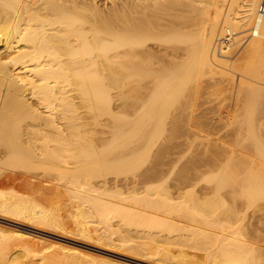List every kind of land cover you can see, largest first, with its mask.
I'll return each instance as SVG.
<instances>
[{"label": "bare ground", "instance_id": "1", "mask_svg": "<svg viewBox=\"0 0 264 264\" xmlns=\"http://www.w3.org/2000/svg\"><path fill=\"white\" fill-rule=\"evenodd\" d=\"M259 3L260 0H117L113 3L114 5L110 12L101 13L94 6H83V0H0V167L14 170V167L17 168L18 165L19 168L20 166L28 167L32 165L31 168L36 166L45 169V171L51 170L50 173L55 169L57 178H55L54 173H51V175L52 178L54 175V179H57L55 183L58 185L56 186H59V189H63V195L68 200H73L75 204L77 203L74 206L75 209H82L80 205L82 206L83 204V206L87 207V211L93 214L89 213L90 216H94L97 212L96 215L99 217H96L100 218V221L97 219L99 223L102 221L101 226L106 222L107 216L112 213L115 214L114 217L116 215L118 217L121 216V218L119 217L121 219L119 225H121V222L124 223V220H126V223L132 219L133 223L128 224V226L132 225V228H135L133 226L135 221V225L138 223V225H149L147 228H150V226L155 227V229L156 227H158L157 229L160 227L165 228L160 229L163 232L167 229L170 234L174 233L173 231L176 233L183 230H187L190 233L191 230L197 231L198 235H202L205 238L209 237L208 245L210 250L208 247L207 249L209 250L210 259L214 262L213 264H263L264 161L262 160L264 159V145L262 143L264 144V142L260 143V139H257L258 135L253 136L254 132L251 130L253 117L249 116L250 112L255 108L254 102L260 98L264 99L262 98L264 97V13L259 15ZM238 33L240 35L246 34L240 37L244 38L241 44L236 49H233L235 46L233 44L240 41L236 37ZM241 45L243 46L241 47ZM204 71L209 75L220 73L224 75L223 77L227 75V77L229 76L232 79L234 75L231 73H238L235 92L238 95L237 98H240L242 109H244L248 117L243 118V122L246 119L243 126L247 124V128L249 126L250 129V131L248 129L249 134H247L256 137L253 138L256 142V147H254L255 155H253L252 149H250V152L249 150L245 151L244 148L243 150L245 152L248 151V154L250 153L256 158L250 160L245 155L248 158V163L245 164L243 170L242 168L246 162L239 163L240 161L238 162L237 158L240 159V157L238 156L236 157L237 162L234 161L233 165L229 166L224 162L226 165L222 164V169L217 168V170L221 169L219 173L213 167L214 170L212 169V171L218 173L215 175V185L212 187L200 186L197 194H194L196 196L194 197L195 200L192 197L188 198L186 193L190 191L195 193L193 189H196L194 187L199 185L201 176L210 170L198 169V167L195 168L194 166L190 167L195 168L193 170L188 171V168L182 171L179 170L180 173L177 176L176 174L171 176L174 164H176L175 160L177 159L175 155L173 158H167L166 155L165 161L162 162V159L161 163L158 161V165L155 162L156 164H153L151 168L147 167L148 169H144L145 171L140 176L138 175V178L136 176L135 178L132 177L134 179L131 180L130 178V181H125V178L120 179L124 183H122L123 185L120 184V180L118 182L119 178L117 177L122 170H120L118 165L121 166L123 162L125 167L124 169L121 168L123 170L129 165L128 167H131L130 170L129 168L128 171L127 169L125 170L128 173L142 163V157L140 158L137 154L138 152L135 151L140 145L136 147L130 145L132 148L129 146L127 148L126 145L128 143L141 139L146 148L151 146L150 148L152 149L155 137L161 136L168 128H172L173 125L171 123L167 127L168 118L170 121L179 120L180 122V124L174 125V128H176H173L174 131L182 130V125H185V123L186 129L190 128L191 125L193 126L192 117L196 115L193 114L195 113L193 108L195 105L192 107L191 99L197 94V76L201 73L203 74ZM208 79L211 80L209 76ZM224 79L226 80L227 78H223V82L225 81ZM226 84H231V82ZM111 88L115 89V91L112 92ZM83 107L92 114L94 121L96 120L95 122H98L99 116L105 114L113 118V126H108L111 127V137H109L111 132L108 131L110 129L107 127V131H105L106 129L101 130L99 137L86 133ZM199 114L201 115V113ZM107 132L110 133L106 136ZM172 133H169V135ZM98 134L100 133L98 132ZM191 135L193 134L191 133ZM169 139H171V136ZM98 140L99 143L97 142ZM209 142L212 145L213 142ZM180 143L182 144V142ZM135 145L137 144L135 143ZM203 146L205 147L206 145L204 144ZM200 147L202 148V145ZM222 147L219 148L223 151ZM220 149L217 151V155L219 153L222 155ZM213 150L215 151V148ZM224 150L227 151L226 149ZM168 151L169 149L160 151L161 154L159 156ZM142 153H144V150ZM156 154L155 159L157 158ZM224 154L223 152V158ZM229 155L232 156L231 153ZM147 156L146 154L143 159H147ZM194 156H197V160L194 159L198 163V158L201 156L198 157L197 154ZM138 158L141 159V162ZM228 158L232 157L228 156ZM213 159L215 163L218 161H216L214 156ZM225 159L227 160V155ZM225 159H220L219 162H223ZM212 160L211 162H213ZM125 161L133 164L130 165L128 163L125 165ZM186 161L183 160L184 163ZM215 163L210 165L217 167ZM181 167L183 168V165ZM4 170L2 169V171ZM5 173L3 178L9 175L7 172L5 176ZM9 173L11 176L12 173ZM110 173L114 174L110 175ZM13 175L16 177V174ZM92 177L98 179L93 182L91 181ZM11 178L14 177L11 176ZM203 178L205 179L204 175ZM164 182L168 183L167 186L169 185V187L166 186V192L162 191L163 193H161L160 189L163 188H159L158 183L163 185ZM152 183L155 186L157 183L159 188L155 196L153 189L150 190L154 193L152 197L138 195L142 193L141 191L132 192V190H139V185H147L149 187ZM118 184L121 186H118ZM1 185L4 186L5 184ZM226 186L231 188L230 191L233 194L232 202L228 201L231 204V209L227 208L230 212L229 215L232 217H227V209L225 210L226 207L224 206L228 203L224 195L228 194H218L219 189ZM144 190H146L145 187ZM148 190L146 191L148 192ZM16 191L18 190L6 189L5 186L4 188L0 186V218L5 217L4 215H11L20 217L18 219H27L28 222L30 221L34 224H53L56 228L65 231L66 228L64 227L65 229H63L61 227V224L64 225V223L60 224L63 220L61 217L63 215H60V217L59 214L55 215L53 208L47 206L51 203L46 205L35 194L29 196V194H22L23 191L21 190L22 193L19 191L17 193ZM147 192L144 193L146 194ZM211 193L219 195L221 199L220 207H222L223 203V210L227 213L225 216L215 215V218H202L205 213H210L206 212L205 207L207 203L209 205V202H204L206 203L205 209L203 208L204 210H202L195 201L197 199H208ZM258 199H260L256 208L258 212L255 213L253 211L244 221L247 233L246 231L238 230V227L240 229L243 227L240 225L237 226V230L236 228L234 229L235 220L242 219V222L246 217L248 204L254 205ZM65 201L67 200L65 199ZM54 203H57V201ZM66 203L64 202L65 206H68V201ZM64 204H60V206L63 205V209ZM217 206L219 208V204ZM47 207H51L52 212H50L51 208L48 209ZM83 209L85 210V208ZM211 209L213 211L215 208L213 209L212 207ZM84 210L81 213V217L85 215ZM93 211L94 213H92ZM218 211L222 210L218 209ZM78 214L80 215V213ZM207 214L205 216H208ZM212 214L210 213L209 216ZM79 215H76L78 217L77 220L81 218H79ZM101 216L106 218L102 219ZM222 216L223 218H221ZM196 217H198V220L194 219ZM182 218L188 221L194 220V223L199 221V223L197 222L199 224V226L197 225L198 228L194 229V226L183 223ZM83 220L82 218L80 219L81 224L77 225V228L72 229V232L81 234L97 244L112 246L117 242H113L109 238L110 236L106 238L108 234L105 230L106 236L104 233L101 234L102 232L96 234V230L99 227L92 223L91 220L88 221L92 225H88L87 221ZM241 222L240 224H242ZM115 224L116 222L113 225ZM17 227L10 228L0 223V237L8 236L23 241H31L32 239V243L33 240L36 243H43L41 246L45 247V249L47 248V251L53 247L57 250L56 253L61 256V261L64 264H128L119 258H108L109 256L97 259V256H93L75 245L55 240H50L47 244L48 241L46 242L45 238L34 236ZM106 227L107 230L113 226L109 223ZM123 227L120 228L119 226L118 228L122 229ZM115 229L116 231H113L114 235L118 233L120 236L121 234L117 232V228ZM115 229L113 227V230ZM161 230L160 236L162 237ZM132 231L134 232L135 230L133 229ZM121 233H123V229ZM128 233L131 234V232ZM143 234V237L148 236H145L148 232ZM118 235L116 234V237ZM123 235L128 238L125 239L124 237L127 241L132 239L131 235L129 238L127 233L125 234V230ZM135 236L133 235L134 239ZM154 236H156L158 241H162L164 238L159 239V235L157 236L156 234ZM138 238H142V236ZM124 239H121L122 242L125 241ZM208 239L206 238V240ZM178 240L180 239L177 237L175 243H172L176 244ZM200 240L202 241L203 239ZM44 241L47 245H44ZM201 241V244L205 243ZM135 242L133 241V243ZM141 242L142 240L139 243ZM195 242L193 243L197 245V242ZM180 243H177V246H181ZM81 244L79 243V245ZM144 244L148 245V242H144ZM133 246L132 244L129 247L125 246V250L146 259L162 260L173 264H199L198 262L193 263V258H196L194 255L193 258H189L190 260L192 259L191 261L187 258L186 255L191 253V251L178 254L176 257L174 255L175 251L173 253L170 248H163L160 245L153 247L152 244L150 246L153 248L147 247V251H143L146 249L143 247L145 245H141L143 250ZM203 246H201L202 249L198 248V250L203 251L204 247L206 250V246ZM27 247L24 248L25 250L23 248L21 250H29ZM193 247L195 246L193 245ZM195 250L194 253H198V250L196 252ZM44 251L42 250L41 253ZM26 252H24L25 254L21 252V254L27 255ZM176 252L178 253V249ZM205 252L207 254V251H204V254ZM0 255L2 257V254ZM3 256V258L7 257L4 254ZM28 257L31 258V256ZM38 258L42 261L40 262L42 264L43 258L41 256ZM5 259L0 264H5L6 262L10 264V261ZM206 259L204 257V260ZM58 264L61 263L58 262Z\"/></svg>", "mask_w": 264, "mask_h": 264}, {"label": "rangeland", "instance_id": "2", "mask_svg": "<svg viewBox=\"0 0 264 264\" xmlns=\"http://www.w3.org/2000/svg\"><path fill=\"white\" fill-rule=\"evenodd\" d=\"M117 0H83V6L85 5V6H89V7H91V6H94V7H96L98 10H100L101 11V13H107V12H110L111 11V9H112V7H113V3L114 2H116ZM88 7V8H89ZM243 34H246V33H243ZM240 35V33H238V34H236L237 36L236 37H238L237 39H239L240 41H237L236 43H234L233 44V49H236L237 47H238V45H240L241 44V42L244 40V38L242 39V38H240L241 36H244V35ZM243 45H241V47H242ZM241 49V48H240ZM234 51V50H233ZM199 74H200V72H199ZM202 74V73H201ZM200 74V75H201ZM205 76H207V77H205ZM203 76L201 75V77H200V79H199V76L200 75H198L197 76V85H198V87H197V94H195V96L193 97V99H191V104H192V107L195 109V113H193V114H195L196 116H193L192 118H193V122H194V124H193V126L191 125V127L190 128H188V129H186V123H185V125L183 124L181 127V129L182 130H180V131H174V129H176V128H174L175 126L174 125H178V124H180V122H179V120H177V121H170V119L168 118V124H167V127H169V124L171 123L173 126H172V128H168L161 136L159 135L158 137L156 136L155 138L156 139H154L155 141H153V143H152V149L150 148L151 146H147V148H146V145L145 144H143L144 142H143V140H136V141H134V142H130V143H128L127 145H126V147L127 148H132L131 146L133 145L134 147H136V146H138V145H140L139 147H137V150H135V151H137L138 153V155L140 156V158L142 157V163L141 164H139V165H137V167H135V168H133V166H132V168L134 169V170H132L131 169V171H129L128 173H127V171H128V166L129 165H127L126 167V169H127V171H125V170H123L125 167H124V164H123V162H122V165L121 166H119L118 165V167L120 168V170H122L120 173L118 172V171H120L118 168H117V172L119 173H117L118 174V177L117 178H119L118 179V182H119V180L121 179L122 180V178L125 180V181H130V178H131V180L132 179H134L135 178V176L138 178L141 174H142V172H144L145 170H147L149 167L151 168L152 166H153V164H156V165H158L159 163H161V160H162V162L163 161H165L166 160V157L168 158V157H174V155H175V157H177V161L175 160V162H176V164H174V170L172 171V173H171V176H175V174H176V176H177V174H179L180 173V171H182L183 169L184 170H186L187 168H188V171L189 170H193V169H195V168H197L198 167V169H207V170H210L209 172H207V173H203V175H204V177H205V179L203 178V175L201 176V179H200V183H198L199 185H196L194 188H196V189H193V191L195 190V193L194 192H192V191H190V192H185L186 194H188L187 196H188V198H190V197H192L193 199H194V197H196L195 195L197 194V192H198V188L201 186V187H204V186H210V187H212L213 185H215V175H216V173L218 172H220V170L222 169V164H224V162H226L227 163V165H233V163H234V161L235 162H237V160H238V162L239 163H243V162H246V163H244V166H243V168H242V170L244 169V167H245V164H247L248 163V158H250V160L252 159V158H256V156H252L250 153L248 154V151L247 152H245L246 150H249V152H250V149H252L251 151H255L254 150V147H256V142L253 140V138H256V137H253V136H255V135H258V137H257V139L259 138L260 139V143H262V142H264V128H263V126H264V99H259L258 101H256V102H254V110L252 111V112H250V115L249 116H251V117H253V122H252V124L254 125H251V130H252V132H254V135L252 136H249L248 134V129H249V126H248V128H247V124H244V126H243V123L244 122H246V119H244V122H243V118H248L247 117V114H245V111H244V109H242V103L240 102V98L238 99L237 97H238V95H237V93L235 92L236 91V81H237V78H238V73L237 72H235V74H234V72H232L231 74H233L232 76H233V79L232 78H229V76L227 77V75H226V77H223L224 75H221L220 73L218 74V73H216V74H213V75H209L207 72L205 73V71L203 72ZM208 74V75H207ZM208 76H209V78L211 79V80H209L208 79ZM211 77H213V78H211ZM227 78L225 81H227V82H223V78ZM218 79V80H217ZM220 79H222V80H220ZM232 79V81H230ZM214 80V81H213ZM220 80V81H219ZM219 81V82H218ZM221 81H222V83H221ZM229 81V82H228ZM206 82V83H205ZM231 82V84H226V83H230ZM199 83V84H198ZM212 83V84H211ZM220 83V84H219ZM204 84V86H202ZM216 84V85H215ZM225 85V86H223V85ZM217 85H218V87H217ZM222 86V87H221ZM227 86V87H226ZM230 88H229V87ZM205 87V88H204ZM208 87V88H207ZM211 88V89H210ZM225 89V90H224ZM230 91H229V90ZM232 89V90H231ZM212 90V91H211ZM216 90V91H215ZM111 91L112 92H114L115 91V89H112L111 88ZM229 91V92H228ZM208 92V93H207ZM204 93H205V95H204ZM225 93V94H224ZM230 93V94H229ZM199 94V95H198ZM209 96V97H208ZM229 96V97H228ZM236 96V97H235ZM225 97V98H224ZM220 98V99H219ZM262 98H264V97H262ZM196 99V100H195ZM210 99V100H209ZM212 100V101H211ZM228 100V101H227ZM235 100V101H234ZM202 101V102H201ZM210 101V102H209ZM194 102V103H193ZM197 103V104H196ZM206 104V105H205ZM229 104V105H228ZM237 104V105H236ZM241 104V105H240ZM197 106H199L198 107V109H197ZM210 106V107H209ZM238 106V107H237ZM240 106V107H239ZM202 107V108H201ZM208 107V108H207ZM209 108H211V109H209ZM213 108V109H212ZM224 108V109H223ZM226 108V109H225ZM193 109V110H194ZM197 109V110H196ZM206 109V110H205ZM209 110V111H208ZM237 110V111H236ZM242 110V111H241ZM233 111V112H232ZM199 113H201V115L199 114ZM217 113V114H216ZM218 114H220V115H218ZM209 115V116H208ZM228 115V116H227ZM227 116V117H226ZM246 116V117H245ZM83 117H84V120H85V122H86V124L84 125V127L87 129V131H86V133H91V134H93V136L94 135H97V137H99L100 135H101V130L103 131V130H105V131H107V128L108 129H110V130H108V131H110L111 132V134H109L110 136L109 137H111L112 136V131H111V127L113 126L112 125V123H113V118L111 117V116H109V115H102V116H99V120H98V122H95L94 121V119H93V117H92V114L86 109V108H84L83 107ZM227 118V120H226V118ZM206 118V119H205ZM207 118H209V119H207ZM233 118V119H232ZM196 119V120H195ZM223 119V120H222ZM232 119V120H231ZM184 120H186V119H184ZM203 120H205V121H203ZM214 120H215V122H214ZM222 120V121H221ZM218 121H220V122H218ZM179 122V123H178ZM225 122V123H224ZM107 123V124H106ZM231 123V124H230ZM104 124V125H103ZM199 124V125H198ZM212 124V125H211ZM215 124V125H214ZM226 124V125H225ZM111 125V127H108V126H110ZM208 125V126H207ZM240 125H241V127H240ZM105 126V127H104ZM107 127V128H106ZM203 127V128H202ZM216 127V128H215ZM221 127V128H220ZM242 127H244V128H242ZM102 128H104V129H102ZM174 128V129H173ZM213 128V129H212ZM233 128V129H232ZM190 129H191V131H190ZM194 129V130H193ZM200 129V130H199ZM227 129V130H226ZM100 130V131H99ZM207 130V131H206ZM220 130V131H219ZM241 130V131H240ZM100 133V134H98V132ZM189 131V132H188ZM219 131V132H218ZM232 133H231V132ZM249 131H250V129H249ZM110 132H107L105 135L107 136L108 135V133H110ZM172 132H174V133H172ZM182 132V133H181ZM197 132V133H196ZM202 132V133H201ZM214 132V133H213ZM216 132V133H215ZM243 132H244V134H243ZM166 133V134H165ZM169 133H172V134H170L169 135ZM191 133L193 134V135H191ZM194 133H195V135H194ZM200 135H199V134ZM248 133V134H247ZM168 134V135H167ZM215 134H216V136H215ZM236 134V135H235ZM240 134V135H239ZM99 135V136H98ZM184 135V136H183ZM238 135V136H237ZM163 136V137H162ZM168 136H169V138H170V136H171V139H169L168 138ZM173 136V137H172ZM179 136V137H178ZM201 136V137H200ZM212 136V137H211ZM218 136H220V137H218ZM243 136V137H242ZM177 137H178V139H177ZM196 137V138H195ZM205 137V138H204ZM234 137V138H233ZM247 137V138H246ZM250 137V138H249ZM158 138V139H157ZM176 138V139H175ZM201 139V140H200ZM230 139V140H229ZM234 139V140H233ZM238 139H240L239 141H238ZM167 140V141H166ZM199 140V141H198ZM205 140H206V142H205ZM213 140V141H212ZM215 140V141H214ZM248 140V141H247ZM251 140V141H250ZM209 141H211V142H213L212 143V145L211 144H209L210 142ZM237 141H238V144H237ZM250 141V142H249ZM98 143H99V140L97 141ZM96 142V143H97ZM179 142V143H178ZM180 142H182V144L180 143ZM190 142H192V143H190ZM209 142V143H208ZM228 142V143H227ZM248 142H249V144H248ZM253 142H254V145H253ZM135 143L137 144V145H135ZM170 143H171V145H170ZM175 143H177V144H175ZM202 143V144H201ZM216 143V144H215ZM218 143V144H217ZM222 143V144H221ZM236 143V144H235ZM250 143H252V144H250ZM169 144V145H168ZM180 145V147H178L179 145ZM206 145L205 147L203 146V145ZM221 144V145H220ZM226 144H228V145H225ZM247 144V145H246ZM131 145V146H130ZM178 145V146H177ZM189 145V146H188ZM191 145V146H190ZM198 145V146H197ZM200 145H202V148L200 147L199 148V146ZM215 145V147H213L212 148V146H214ZM220 145V146H219ZM222 145H224L223 147H222ZM238 145V146H237ZM243 145V146H242ZM249 145V146H248ZM253 145V146H252ZM262 145H264L263 143H262ZM129 146V147H128ZM160 146V147H159ZM164 146V147H163ZM175 146V147H174ZM228 146H230L229 148H228ZM253 148H252V147ZM156 147V148H155ZM167 147V148H166ZM188 147H189V149H188ZM190 147H191V149H190ZM218 147V148H217ZM219 147H222V149H223V151L219 148ZM247 147V149H245ZM210 148H211V150H210ZM215 148V151L213 150L212 151V149H214ZM232 148H234V149H232ZM243 148H244V150H243ZM148 149H151V150H148ZM166 149H169V151L168 152H165L163 155H160L159 156V154H161V152L160 151H164V150H166ZM181 151H180V150ZM200 149H201V151H200ZM217 149V150H216ZM219 149H220V152H222V155L219 153V155H217V151H219ZM224 149H226L227 151H225ZM139 150V151H138ZM143 150H144V153H142L143 152ZM154 150V151H153ZM158 150V151H157ZM179 150V151H178ZM186 150H188V151H186ZM197 150H198V152H197ZM209 150V151H208ZM230 150V151H229ZM150 151V152H149ZM157 151V152H156ZM176 151H178V152H176ZM229 151V152H228ZM234 151V152H233ZM236 151V152H235ZM239 151V152H238ZM140 152V153H139ZM147 152V153H146ZM170 152H172V153H170ZM176 152V153H175ZM180 152V153H179ZM205 152V153H204ZM211 152H213V153H211ZM216 154H215V153ZM223 152L225 153L224 154V158H223ZM226 152H228V154H226ZM236 153V154H233V153ZM238 152V153H237ZM253 152H251V153H253ZM149 153V154H148ZM153 155H152V154ZM157 153V154H156ZM163 153V152H162ZM179 153V154H178ZM198 153H200V154H198ZM202 153V154H201ZM204 153V154H203ZM229 153H231V155L232 156H230L229 155ZM240 153V154H239ZM136 154V155H137ZM143 154H144V156L147 154L148 156V158L147 159H143V158H145L144 156H143ZM155 154L157 155L156 157V159H155ZM195 154H197L198 155V157H200V158H198L199 160L201 159H203L202 161L200 160H198L197 162L198 163H196V157L197 156H194ZM209 154H210V156H209ZM212 154V155H211ZM214 154V155H213ZM238 154V155H237ZM137 155V156H138ZM142 155V156H141ZM167 155V156H166ZM171 155V156H170ZM178 155H180V156H178ZM185 155V156H184ZM222 157H221V156ZM226 155H227V160L225 159L226 158ZM235 157H234V156ZM248 157H246V156ZM253 155H255V152H254V154ZM151 156V157H150ZM166 156V157H165ZM205 156V157H204ZM212 156V157H211ZM213 156H214V158L216 159V161L218 162V164H217V162L215 163V160L213 159L212 160V158H213ZM215 156H217L218 157V159H217V157H215ZM228 156L229 157H232V158H228ZM240 157V159L239 158H237V160H236V157ZM241 156H244V157H241ZM163 157V158H162ZM181 157V158H180ZM207 157V159H205ZM209 157V158H208ZM140 158H138L139 160H140V162H141V159ZM150 158V159H149ZM196 160H195V159ZM211 158V159H210ZM225 159V160H223V162L221 161V162H219L220 161V159ZM234 158V159H233ZM243 158V159H242ZM159 159V160H158ZM181 159V160H180ZM210 159V160H209ZM143 160H144V162H143ZM155 160V161H154ZM183 160L184 161H186V160H188V161H186V163H184L183 162ZM211 160L213 161V162H211ZM229 160V161H228ZM231 160V161H230ZM244 160H246V161H244ZM249 160V161H250ZM150 161V162H149ZM158 161H159V163H158ZM182 161V162H181ZM195 161V162H194ZM228 161V162H227ZM262 161H264V159L262 160ZM126 162V161H125ZM124 162V163H125ZM148 162V163H147ZM156 162V163H155ZM174 162V163H175ZM200 162V163H199ZM201 162H203L202 164H201ZM128 163H130V165H132L133 163L132 162H128ZM127 162L125 163V165L126 164H128ZM187 163H188V165H189V167H188V165H187ZM204 163H206V164H204ZM216 164L217 165V167H215V165H210V164ZM221 163V164H220ZM231 163V164H230ZM185 164V165H184ZM191 164H192V166H191ZM199 164V165H198ZM176 165V166H175ZM183 165V168L181 167ZM198 165V166H197ZM218 165H220V166H218ZM226 164H224V166H225ZM177 166H179V167H177ZM186 166V167H185ZM195 166V168H190V167H194ZM203 166H205V167H203ZM25 167V168H24ZM32 167V165H30V166H28V167H26V166H20V168H19V165L17 166V168H15L14 167V170H12V168H7V167H3V168H1L0 167V177L5 173V176L7 175V172H8V174L9 175H7L8 177H10L11 178V176L12 177H14V178H8L7 176L5 177V178H3L4 177V175L2 176V178H0V186L1 187H3L4 188V186H5V188L7 189V188H11V189H13V190H18L19 192H21V191H23V193L22 194H26V195H28L29 194V196H33V194H35V196L39 199V200H41V202H43L44 204H50V205H47V206H51L52 208H53V211H54V213H55V215L56 214H59V217H60V215H63V216H61L62 217V221L60 222V224L63 222L64 223V225L63 224H61L62 226L61 227H63V229H65V231H63V230H61L60 228H56L53 224H46L45 225V223L43 224V223H33V222H30V224H29V222L27 221V219H23V218H21V219H18V218H20V217H15V216H11V215H4L5 217H3V218H0V223L1 224H3L4 226H7V227H17V228H19V229H22V230H24V231H26V232H29V233H31L32 235H34V236H41V237H43V238H45V241L47 242V244L49 243V241L50 240H55V241H59V242H62V243H66V244H69V245H75L76 247H78V248H81V249H83L84 251H86V252H88L89 254H91V255H93V256H97L96 258L97 259H99V258H104V257H108V258H119L120 260H122V261H124V262H126V263H128V264H168L169 262H166V261H162V260H152V259H150V258H143V257H141V256H138V255H134V254H132V253H129V252H127L126 250H125V246H127V247H129V246H131V244H132V246L136 243V242H138L139 240L141 241L142 240V244L141 243H136V245H134L133 247H137L138 249H139V245L141 244L142 246L143 245H145V246H143V247H145L146 249H144L143 250V247H141V245H140V249L139 250H143V251H147V247L148 248H150V249H152L154 246H156V245H160V246H162L163 248H170V250L174 253V251H175V254L174 255H176V257H177V255L178 254H182V253H188V252H190L191 251V253H189V254H187L186 256H187V258L189 259V258H193V255L197 258H193V263H195V262H198L199 264L201 263V264H203V263H209V264H213L214 262H213V260H211L210 259V255H209V250H210V247H209V237H206L208 240H206V238L205 237H203L202 235H198L196 232L197 231H192L191 230V233L189 232V231H187V230H183V231H177V233L175 232V231H173L174 233H172V231H171V233L172 234H170L169 232V230H165L164 232H163V230H161V229H165V228H159V229H157L158 227H156V229H155V227H153V226H150V228H147V227H149V225L148 226H146V225H138V224H136L135 225V221H134V224H133V226H135V228H132V225H130L131 226V228H130V226H128V224L129 223H133V221H131V220H128V222H126L125 223V221L126 220H124L123 222L124 223H122L121 222V225H119L120 224V218H121V216H119L118 217V215H116L115 217H114V215L115 214H112V213H110V215H108L107 217L108 218H106L107 220H106V225H104L103 224V226H101V223H102V221H101V223H99L98 222V220L97 219H99V221H100V218H97V217H99V216H97L96 214H97V212L95 213V217L94 216H90V212L89 211H87V207L86 206H83V204H82V206L80 205V208H85V210H84V212H85V215H83L84 217H81L82 215H81V213L83 212V210L82 209H75V207L74 206H76L77 205V203L75 204V201H73V200H68L64 195H63V189H59L60 187L59 186H56V185H58L57 183H55V181H57V179L55 180L54 179V175L56 174V170L54 169V170H52V172L51 173H54V175H53V178H52V175H51V173H50V171H45V169H43V168H39V167H36V166H34L33 168H31ZM148 167V168H147ZM200 167V168H199ZM213 167H214V169L215 170H217V168H221L219 171L217 170V172L216 171H212V169H213ZM31 168V169H30ZM121 168H123V169H121ZM131 168V167H130ZM130 168H129V170H130ZM142 168H143V170H142ZM177 168H179V169H177ZM2 169L5 171H2ZM34 169V170H33ZM42 169V170H41ZM136 169V170H135ZM145 169V170H144ZM213 169V170H214ZM26 170V171H25ZM33 170V171H32ZM142 170V171H141ZM177 170V171H176ZM180 170V171H179ZM14 171V172H13ZM43 171H44V173H43ZM2 172H4V173H2ZM9 172H13L12 174H11V176H10V173ZM32 172H33V174H32ZM36 172V173H35ZM126 172V173H125ZM2 173V174H1ZM38 173V174H37ZM217 173V174H218ZM13 174H16V177H15V175H13ZM21 174V175H20ZM42 174H44V175H42ZM112 174H114V173H110V175H112ZM129 174H131V175H129ZM134 174H136V175H134ZM206 174H207V177H206ZM213 174V175H212ZM35 175V176H34ZM48 175H50V176H47ZM139 175V176H138ZM122 176V177H121ZM209 176V177H208ZM44 177H46V178H44ZM50 177V178H49ZM121 177V178H120ZM132 177H134V178H132ZM211 177V178H210ZM48 178V179H47ZM55 178H57L56 177V175H55ZM93 178V179H92ZM91 178V181H93L94 182V180L96 179H98V178H94V177H92ZM23 179V180H22ZM53 179V180H52ZM127 179V180H126ZM129 179V180H128ZM207 179V180H206ZM90 180V179H89ZM95 180V181H96ZM120 180V184H122L123 183V181H121ZM5 181V182H4ZM41 182V183H40ZM211 182H214V183H211ZM36 183V184H35ZM210 185H209V184ZM1 184H5L4 186L3 185H1ZM11 184V185H10ZM120 184H118V186H121ZM124 184V183H123ZM122 184V185H123ZM167 184L168 183H166V182H164V184L162 185V183L161 184H159L158 183V185L160 186L159 188H165L164 190L163 189H160L161 190V193H163L164 191L166 192V186H167ZM41 185H43V186H41ZM6 186H8V187H6ZM16 186V187H15ZM17 186H18V188H17ZM27 186V187H26ZM53 186V187H52ZM164 186V187H163ZM13 187H15V188H13ZM38 187V188H37ZM43 187H45V188H43ZM52 189H51V188ZM59 187V188H58ZM122 187H124V186H122ZM141 187V188H140ZM143 187V188H142ZM144 187H145V189L146 190H148L149 188V190H148V192L146 191V190H144L143 191V189H144ZM151 187H153V188H151ZM155 187V188H154ZM167 187H169V185L167 186ZM227 187V186H226ZM226 187H223V188H220L219 189V193L218 194H220V193H222L223 195L224 194H228V195H224V196H226V202H232V200H231V198H232V196H233V194L231 193V191H230V187L228 186L227 188ZM17 188V189H16ZM42 188V189H41ZM158 188V186H157V183H156V186H155V184L154 183H152L151 185H149V187L146 185H142V186H138V189L139 190H132V192L134 191H141L142 193L140 194H138V195H140V196H149V197H152L153 196V194H154V196L156 195V192H157V189H159ZM28 189V190H27ZM57 189V190H56ZM131 189H133L132 187H131ZM141 189V190H140ZM154 190V193H152V191H150V190ZM21 190V191H20ZM35 190V191H34ZM46 190V191H45ZM122 190H124V188H122ZM18 191H16L17 193H19ZM163 191V192H162ZM189 191V190H188ZM221 191V192H220ZM225 191H227V192H225ZM27 192V193H26ZM37 192V193H36ZM59 192V193H58ZM127 192V191H126ZM144 192H147L146 194L144 193ZM230 192V193H229ZM43 193V194H42ZM149 193V194H148ZM152 193V194H151ZM45 194V195H44ZM48 194V195H47ZM55 194V195H54ZM124 194H126V193H124ZM195 194V195H194ZM218 194H216V193H211L210 195H209V198L208 199H210V200H208V199H197L195 202H197L196 204H197V206H198V204H199V208L200 209H202V210H204L205 208H204V206H205V204L206 203H204L205 201L206 202H209V205H207L206 204V212H210L211 214L212 213H214V214H212L211 216H209V214H207V213H205V215L207 214L208 216H203L202 218H205V217H208L209 219L212 217V218H215L214 216L215 215H218V216H221V215H223V216H225L227 213V217L228 216H231V215H229V211H228V209L230 208V205L231 204H229V202L228 203H226V204H229V205H224L223 203H222V207H220V205H221V202H220V197H219V195ZM221 194V195H222ZM61 195V196H60ZM127 195H128V193H127ZM131 195V194H130ZM218 195V196H217ZM186 196V195H185ZM64 200H63V199ZM187 198V197H186ZM46 199V200H45ZM65 199L68 201V206H69V208H68V206L66 205L65 206V204H67L66 202L67 201H65ZM59 200V201H58ZM62 200H63V203H62ZM195 200V199H194ZM208 200V201H207ZM231 200V201H230ZM57 201V203H54V202H56ZM202 201V202H201ZM49 202V203H48ZM64 202H65V204H64ZM213 202H214V204H213ZM260 202V199H258L256 202H255V204L253 205H249L248 204V206H247V208H246V213L247 214H245L246 215V217L244 218V220L241 222V220L242 219H236L235 220V224H233V227H234V229L236 228V230H237V226H243L241 229H240V227H238V230H240V231H246L245 229H247L246 228V226H244V225H246L245 224V222L244 221H246L245 219H247V216L248 215H250V213H252L253 211H255V213H257L258 211L256 210V208H257V203H259ZM53 203V204H52ZM132 203V202H131ZM201 203V204H200ZM203 203V204H202ZM219 204V208H218V206H217V204ZM60 204H64V209L66 210H64L62 207H63V205H61L60 206ZM213 204V205H212ZM57 205H58V207H57ZM214 205H216V207H214ZM226 207L225 208V210L227 209V213H226V211L225 210H223L224 209V206ZM209 206V207H208ZM228 206V207H227ZM51 207H49V208H51ZM208 207V208H207ZM213 207V211H211L212 208ZM48 208V207H47ZM48 208V209H49ZM52 208L50 209V212H52L51 210H52ZM59 210V209H61V210H57V209ZM71 208V209H70ZM204 208V209H203ZM216 208H217V210H216ZM77 210L78 211V213H80V215L77 213L76 214V212H75V210ZM218 209H221L222 211H218ZM231 209V208H230ZM60 211H61V214H60ZM215 211H217L216 213H218V214H216L215 213ZM205 212V211H204ZM65 213V214H64ZM71 213V214H70ZM74 213V214H73ZM90 213V214H89ZM92 213H94V211L92 212ZM249 213V214H248ZM111 214H112V216H111ZM74 215V216H73ZM76 215H79V218L81 217L82 218V220L84 219L85 221H87L86 223L88 224V225H92V223H94V224H96L97 225V227H99L98 228V230H96L97 232H96V234H99V233H101V234H103L105 231H106V233L108 234H106V233H104V235L106 236V238L108 237V236H110L109 238L111 239V240H113V242L115 241H117L116 243H114L112 246H110V245H104V244H100V243H93L94 241H92V240H90V239H87V237L85 238L83 235H81V234H75L74 232H72V229H74V228H77V225H79V224H81V222H80V219H78L77 220V216ZM88 215V216H87ZM91 215H93V214H91ZM104 216H106V215H104ZM104 216H101L102 217V219H105L104 218ZM223 216L221 217V218H223ZM15 217V218H14ZM65 217H67V218H65ZM232 217V216H231ZM89 218V219H88ZM97 220H95V219ZM110 218H112V219H110ZM116 218V219H115ZM200 218V217H199ZM101 219V220H102ZM195 220H198V217H196V218H194ZM83 220V221H84ZM88 220H91V222L92 223H90ZM92 220H95L96 222H98V223H96L95 221H92ZM123 220V219H122ZM199 220H201V219H199ZM242 223V224H240V222ZM68 221H70V222H68ZM184 221V222H183ZM193 221V222H192ZM5 222V223H4ZM7 222V223H6ZM90 224H89V223ZM116 222V226L115 225H113L114 223ZM117 222H119V223H117ZM182 222L183 223H187V224H189V225H192V226H194L193 228L194 229H196V228H198V226H199V221H195L196 223H194V220H186V219H184V218H182ZM239 222V223H238ZM244 222V223H243ZM33 223V224H32ZM68 223H70V224H68ZM85 223V224H86ZM112 224V226L114 227V229L115 228H117V232H119L121 235L119 236L118 235V233H115V235H114V232L113 231H116V229L115 230H113V227L112 228H110V229H107V230H109L108 232H107V230H106V226H107V224ZM13 224V225H12ZM40 224V225H39ZM83 224V223H82ZM100 224V225H99ZM124 224V225H123ZM194 224V225H193ZM237 224V225H236ZM48 225V226H47ZM49 225H50V227H49ZM127 225V227L125 228V226ZM198 225V226H197ZM31 226V227H30ZM47 226V227H46ZM71 226H74V227H71ZM120 226V228L121 227H123L122 229H123V233H124V230H125V234L127 233V235L129 236V238L131 237L132 239H129V241H127V240H125V239H128V238H126V236H124L123 235V233H121L122 232V229H120V228H118ZM141 226V227H140ZM142 226H144V227H146V228H144V227H142ZM236 226V227H235ZM53 227H55V228H53ZM65 227V228H64ZM104 227V228H103ZM106 227V228H105ZM103 228V229H102ZM125 228V229H124ZM142 228H144L143 230H142ZM27 229V230H26ZM35 229V230H34ZM37 229V230H36ZM54 229V230H53ZM60 229V230H59ZM68 229V230H67ZM121 231H119V230ZM135 230L134 232L132 231V230ZM146 229V231H144ZM148 229V230H147ZM100 230V231H99ZM105 230V231H104ZM138 230H140L141 232H148V234H146L145 236H147V237H143L144 236V234L143 233H141L140 231H138ZM152 230V231H151ZM153 230H154V233H153ZM160 230L162 231V233H161V235L163 234H165L164 236L162 235V237L160 236ZM257 230H259L258 228H257ZM68 231H70L69 233H68ZM155 231H156V233H155ZM167 231H169V232H167ZM128 232H131V234H129ZM135 232H136V234H135ZM137 232H139V233H137ZM153 233V234H151V233ZM193 232V233H192ZM110 233V234H109ZM112 233V234H111ZM150 233V234H149ZM158 233V234H157ZM166 233H168V234H166ZM189 233H190V235H189ZM246 233H247V231H246ZM255 233V232H254ZM44 234V235H43ZM73 234H75V235H73ZM116 234L119 236H117L118 238H120L119 240H118V238L116 237ZM141 235L142 236V238H138V237H141V236H138V237H136L135 235ZM159 235L158 236V238L160 239H162L163 237V240H165V238H166V240L165 241H161V240H157V238H156V236H154V235ZM178 234V239H180V240H178L177 241V243H180L181 244V246L179 245V246H177V243L176 244H174L175 243V241L177 240V237H176V235ZM264 234V233H263ZM60 235V236H59ZM76 235H78V236H76ZM131 235V236H130ZM133 235L135 236V239L133 238ZM154 237H153V236ZM167 235V236H166ZM169 235V236H168ZM173 235V236H172ZM192 235H193V237H192ZM75 236V237H74ZM127 236V237H128ZM152 238H151V237ZM171 236H172V238H171ZM190 236V237H189ZM80 237H81V239H80ZM123 237V238H122ZM124 237H125V239H124ZM151 238L150 240H149V238ZM176 237V238H175ZM180 237V238H179ZM192 237V238H191ZM200 237V238H199ZM9 238V239H8ZM11 238V239H10ZM112 238H114V239H112ZM137 238H138V240H137ZM153 238H155V239H153ZM168 238H169V240L171 241H169L168 240ZM187 238H188V240H187ZM199 238V239H198ZM14 239V240H13ZM87 239V240H86ZM116 239V240H115ZM121 239H124L123 241L124 242H122V240ZM144 239V240H143ZM147 239V240H146ZM174 239H176V240H174ZM200 239H203L202 241L200 240ZM3 240H4V242H3ZM155 240H157V241H155ZM198 240H199V244H198ZM45 241H44V243H45ZM90 241V242H89ZM133 241L135 242V243H133ZM161 241V242H160ZM180 241V242H179ZM194 241H196L197 242V245H195L193 242ZM200 241L201 242H205V243H200ZM9 242V243H8ZM29 242V243H28ZM119 242V243H118ZM126 242H128V243H126ZM144 242H148V245L147 244H144ZM150 242V243H149ZM153 242V243H152ZM156 242V243H155ZM162 242H164V243H162ZM168 242H170V243H168ZM172 242H174V243H172ZM195 242V243H196ZM5 243V244H4ZM24 243V244H23ZM27 243V244H26ZM79 243L81 244V245H79ZM124 243H125V245H124ZM159 243V244H158ZM19 244V245H18ZM28 244H30V245H28ZM33 244V245H32ZM46 243L44 244V245H47ZM128 244V245H127ZM139 244V245H138ZM152 244H153V247H151L152 246ZM162 244H164V245H162ZM166 244V245H165ZM169 244H171V246H169ZM41 245H43V243L42 244H40L39 242L38 243H36V241H34L33 240V243H32V239H31V241L29 240H26V241H23V240H18V239H16V238H12V237H8V236H3V237H0V246H1V249H0V254H2V257H0V262L1 261H4V259L6 260V261H10V264H37L38 262L40 263V262H42V261H40V259L38 258L39 256H41V258H43V263L44 264H58V262L59 263H61V264H64L62 261H61V256L60 255H58L56 252H57V250H55L53 247H51V250L49 249L48 251H47V248L45 249V247H42ZM103 245V246H102ZM122 245V246H121ZM138 245V246H137ZM146 245H147V247H146ZM151 245V246H150ZM193 245L195 246V247H193ZM206 246V250H205V247L204 246ZM26 246H28L27 248H29V250H26V251H28V252H26V251H24L25 249V247ZM105 246V247H104ZM182 246H184L185 247V249H184V247H182ZM196 246H198V247H196ZM201 246H203L204 247V249H203V251L202 250H198V248L199 249H202L201 248ZM8 247V248H7ZM17 247H19V248H17ZM44 248V249H42V248ZM84 247V248H83ZM178 247V248H177ZM182 247V248H181ZM207 247L209 248V250L207 249ZM17 248V249H16ZM24 249V250H21V249ZM42 249L43 251L44 250H46V251H44L43 253H41L42 252V250H38V249ZM120 248V249H119ZM195 248H196V250H195ZM15 249V250H14ZM20 249V250H19ZM30 249L33 251H31L30 252ZM35 249V250H34ZM38 250V252H36L37 250ZM54 249V250H53ZM94 249V250H93ZM150 249H148V250H150ZM178 249V253L176 252V250ZM187 249V250H186ZM193 249V250H192ZM3 250H6V251H3ZM7 250H9V251H7ZM194 250H195V252L198 250V253L196 252V253H194ZM3 251V252H2ZM23 253V254H25L24 252H26L27 253V255H23V254H21V252ZM35 251V252H34ZM102 251V252H101ZM201 251H202V253H203V255H202V253H201ZM204 251H207V254H206V252H205V254H204ZM7 252V253H6ZM17 252V253H16ZM51 252V253H50ZM101 252V253H100ZM180 252V253H179ZM9 253V254H8ZM12 253V254H11ZM14 253V254H13ZM40 254L39 256H38V254ZM192 253H194V254H192ZM201 253V254H200ZM3 254L6 256L7 255V257H5V258H3L4 256H3ZM17 254H18V256H17ZM30 254V255H29ZM195 254H197V255H195ZM21 257H20V256ZM126 255V256H125ZM190 257H189V256ZM1 256V255H0ZM9 256V257H8ZM10 256H11V258H10ZM25 256V257H24ZM28 256H31V258L30 257H28ZM202 256H203V258H202ZM208 256V257H207ZM16 257V258H15ZM24 257V258H23ZM204 257H206L207 259L206 260H204ZM29 258V259H28ZM47 258V259H46ZM127 258V259H126ZM132 258V259H131ZM201 258H202V260H201ZM23 259H24V261H23ZM30 259H32V260H30ZM45 259V260H44ZM148 259H150V260H148ZM195 259H196V261H195ZM200 259V261H198ZM212 262H210L209 260ZM26 260H27V262H26ZM58 260V261H57ZM130 260V261H129ZM190 260V259H189ZM190 260V261H191ZM208 260V261H207ZM264 260V259H263ZM61 261V262H60ZM15 262V263H14ZM19 262V263H18ZM24 262V263H23ZM30 262V263H29ZM55 262V263H54ZM150 262V263H149ZM262 262H264V261H262ZM38 263V264H39ZM42 263V264H43ZM5 264H7V262L5 263ZM41 264V263H40ZM169 264H173V263H169ZM262 264V263H261ZM264 264V263H263Z\"/></svg>", "mask_w": 264, "mask_h": 264}, {"label": "built area", "instance_id": "3", "mask_svg": "<svg viewBox=\"0 0 264 264\" xmlns=\"http://www.w3.org/2000/svg\"><path fill=\"white\" fill-rule=\"evenodd\" d=\"M258 11H259V15L264 13V0H260Z\"/></svg>", "mask_w": 264, "mask_h": 264}]
</instances>
